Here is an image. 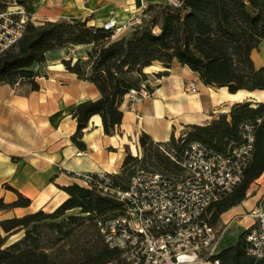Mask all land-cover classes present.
<instances>
[{"label": "trees", "instance_id": "1", "mask_svg": "<svg viewBox=\"0 0 264 264\" xmlns=\"http://www.w3.org/2000/svg\"><path fill=\"white\" fill-rule=\"evenodd\" d=\"M23 1V0H22ZM140 23L118 36L84 20L59 19L39 24L27 22L22 37L0 55V85H26L37 90L33 70L45 61V53L61 47L90 45L85 60H63L65 69L91 82L96 99L77 103L72 116L76 129L71 143L84 149L82 140L88 122L98 115L105 135H114L122 120L120 108L125 95L147 79L144 68L158 62L168 74L173 63L186 66L201 83L213 88L264 91V65L255 67L251 52L264 39V0H183L179 7L148 1ZM151 91V88L146 84ZM253 135L251 157L238 183L212 203L208 222L218 225L221 215L240 204L251 185L264 172V102L244 100L227 112L212 114L206 124H187L177 137L155 142L142 132L139 159L125 149L117 173L105 174L113 184L125 188L136 169L162 174L179 172L170 155L178 156L192 141L223 153L229 144L242 139L244 126ZM72 175V172H68ZM15 200L0 198V211L29 206L30 199L5 185ZM66 199L51 212L41 209L21 216L0 219V264H124L121 254L109 248L98 221L117 215L123 204L101 195L80 181L61 186ZM245 228L235 244L208 257L216 264H264L247 255ZM14 236L16 238L12 239Z\"/></svg>", "mask_w": 264, "mask_h": 264}, {"label": "crops", "instance_id": "2", "mask_svg": "<svg viewBox=\"0 0 264 264\" xmlns=\"http://www.w3.org/2000/svg\"><path fill=\"white\" fill-rule=\"evenodd\" d=\"M23 2L28 19L34 24L88 18L89 25L101 27L109 19L122 23L141 13L138 0ZM90 48V45L65 46L46 52L45 61L33 66L38 74L37 90H22L21 85H0V198L4 202L15 200V193L5 187L8 185L30 199L25 208L0 211V219L39 209L54 210L67 197L60 187L78 182L68 172L117 173L125 149L132 155L139 151L138 137L142 132L155 142H165L171 135L177 137L185 125L206 124L212 114L227 112L235 102H264V91L241 90L231 94L223 87L205 86L194 72L178 63L172 64L167 75L157 77L155 74L163 67L154 62L143 70L151 95L139 105L138 111H130L123 101L121 123L111 136L103 133L100 117L92 116L82 137L85 148L78 149L70 141L76 129L72 116L74 107L83 100L96 99L99 93L82 75L67 71L62 61L85 60ZM251 58L255 67L264 65V39L251 52ZM188 82L195 83V92L184 90ZM78 151L84 153L78 156ZM262 183L264 172L251 183L246 198L228 210L232 218L222 219L226 211L221 215V222L239 218L257 204L263 207ZM239 222L244 229L247 227L244 221Z\"/></svg>", "mask_w": 264, "mask_h": 264}, {"label": "built area", "instance_id": "3", "mask_svg": "<svg viewBox=\"0 0 264 264\" xmlns=\"http://www.w3.org/2000/svg\"><path fill=\"white\" fill-rule=\"evenodd\" d=\"M23 1L0 0V55L22 37L29 22ZM138 1L141 10L148 2ZM159 1L173 7L183 2ZM140 20V15L122 23L109 19L102 27L115 36L138 25ZM184 90L195 92L197 88L188 82ZM150 95L146 83L141 82L125 95L124 102L136 113ZM252 149L253 135L246 125L242 139L230 143L223 153L192 141L178 156L170 155L180 169L175 174L136 169L125 188L113 184L101 171L74 172L70 176L123 204L120 213L98 221L97 226L105 244L120 252L124 264H197L201 255L205 264H216L208 257L216 252L226 225H211L207 209L238 183ZM83 153L78 151L76 155ZM246 216V253L264 259V209L257 204Z\"/></svg>", "mask_w": 264, "mask_h": 264}, {"label": "rangeland", "instance_id": "4", "mask_svg": "<svg viewBox=\"0 0 264 264\" xmlns=\"http://www.w3.org/2000/svg\"><path fill=\"white\" fill-rule=\"evenodd\" d=\"M21 86H22V88H21L22 90L27 89L26 85H21ZM136 155L139 157V159L142 157V152L140 151V149ZM262 185H263V189H264V183H262ZM263 209H264V204H263ZM248 212L241 213V215H240L241 217L234 218L231 221H228L224 224L221 222V218H220V221H219L218 225H216V226L217 227H224L226 225V228H225V231H224V233L221 237V240L218 244V248H217L216 252L218 250H221L222 248L231 246V245L236 243L240 234L244 230L243 224H242V222H239V220L244 221V225L247 226L249 224V219L246 216L248 214ZM231 213H232L231 211H228L226 214L223 215L222 219L225 220L228 218L227 220H229L233 216V214H231ZM243 216H245V218H242ZM242 219H244V220H242ZM16 237L17 236H14L12 239H14ZM197 264H205L204 255L203 256L201 255L199 257V262Z\"/></svg>", "mask_w": 264, "mask_h": 264}]
</instances>
